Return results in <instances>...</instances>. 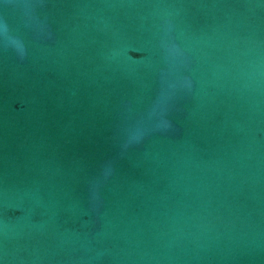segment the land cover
<instances>
[{
    "label": "water",
    "instance_id": "obj_1",
    "mask_svg": "<svg viewBox=\"0 0 264 264\" xmlns=\"http://www.w3.org/2000/svg\"><path fill=\"white\" fill-rule=\"evenodd\" d=\"M0 264H264V0H0Z\"/></svg>",
    "mask_w": 264,
    "mask_h": 264
}]
</instances>
